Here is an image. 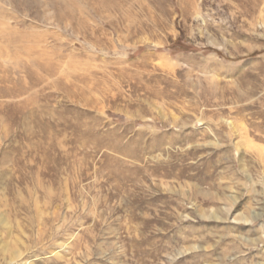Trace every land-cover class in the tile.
<instances>
[{"label": "rangeland", "instance_id": "1", "mask_svg": "<svg viewBox=\"0 0 264 264\" xmlns=\"http://www.w3.org/2000/svg\"><path fill=\"white\" fill-rule=\"evenodd\" d=\"M0 264H264V0H0Z\"/></svg>", "mask_w": 264, "mask_h": 264}, {"label": "bare ground", "instance_id": "2", "mask_svg": "<svg viewBox=\"0 0 264 264\" xmlns=\"http://www.w3.org/2000/svg\"><path fill=\"white\" fill-rule=\"evenodd\" d=\"M257 216V215H256Z\"/></svg>", "mask_w": 264, "mask_h": 264}]
</instances>
